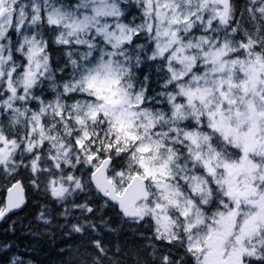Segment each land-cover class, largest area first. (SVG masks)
<instances>
[{"label": "snow or ice", "instance_id": "obj_1", "mask_svg": "<svg viewBox=\"0 0 264 264\" xmlns=\"http://www.w3.org/2000/svg\"><path fill=\"white\" fill-rule=\"evenodd\" d=\"M0 264H264V0H0Z\"/></svg>", "mask_w": 264, "mask_h": 264}, {"label": "trees", "instance_id": "obj_2", "mask_svg": "<svg viewBox=\"0 0 264 264\" xmlns=\"http://www.w3.org/2000/svg\"><path fill=\"white\" fill-rule=\"evenodd\" d=\"M26 242H27V241H24V243H26ZM40 259L43 260V259H45V257H44V256H41Z\"/></svg>", "mask_w": 264, "mask_h": 264}]
</instances>
